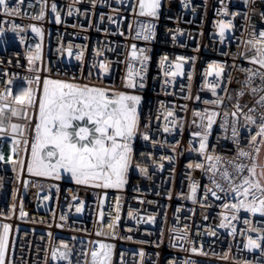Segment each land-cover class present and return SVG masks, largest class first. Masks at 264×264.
Instances as JSON below:
<instances>
[{
  "label": "built area",
  "instance_id": "2783aa9c",
  "mask_svg": "<svg viewBox=\"0 0 264 264\" xmlns=\"http://www.w3.org/2000/svg\"><path fill=\"white\" fill-rule=\"evenodd\" d=\"M8 2L14 7L17 0ZM52 3L58 6L60 24L54 22L55 14L50 10ZM47 5L43 20L32 18L39 14V0H24L19 16H6L0 11V27L8 29L0 36V92L5 91L7 82L12 80V96H18L21 103L26 101L25 82L36 75L30 71L27 55L35 53L36 45L41 44L42 60L36 62V67L44 69L39 72L41 84L44 78L50 77L139 95L142 98L139 105L140 132L149 133L152 141L146 142L138 137L134 145L137 152L134 163L147 168V175L133 169L129 172L128 183L123 189L116 190L76 185L67 174L59 180L28 174L26 163L30 159V144L27 152L22 143L18 149L20 159L26 162L21 172L19 165L9 162L13 146L11 139L7 136L0 138V152L4 157L0 161V224L7 223L12 228L9 257L12 264H45L46 261L47 264H67V261L50 258L53 249L63 250L61 244L68 245L72 264H90L91 251L98 249L100 243L113 246L112 264H171L172 261L177 264L185 261L192 264H264V252L244 248L248 236L255 238L257 235L248 231L249 225L244 221H250L251 226L259 231L264 228V217L241 211L238 219L232 222L237 229L235 235L230 234V229L219 228L221 214L231 215L222 207L224 203L234 202L231 195L226 197L225 193L218 192L221 199L212 197L206 192V189L214 188L210 174L187 167L189 163L207 164L203 156L191 151L199 147L198 140H194L191 134L204 131L193 124V120L199 123L192 114L194 111L208 109L220 113L208 130V155H219L226 164L236 158L239 148L250 151L249 134L254 133L255 128H246L243 117L237 123L239 148L231 133V115L227 130L221 125L225 119L223 113L230 114L237 101L245 112L254 107L259 115L260 106L256 103L259 97L247 89L243 96L238 93L246 79L241 69L257 67L248 62L247 57L255 52L246 46V42L264 30L261 15L264 0L248 4L245 0H188L187 7L185 0H162L158 19L136 15L137 0H95V4L93 0H47ZM69 6L73 10L71 16L68 15ZM225 8L229 13L239 15L225 16ZM222 19L232 20L234 24V28L226 32L223 42L217 27V22ZM148 22L153 25L154 36L149 40L142 36L138 38L139 25ZM13 23L23 30L12 32ZM31 26L40 27L42 36L31 32ZM69 45L73 52L71 57L67 54ZM133 45L138 56L149 57L143 68L138 61L131 59ZM76 54H82V59L78 61ZM179 56L187 61L184 75L166 78L165 69ZM164 57L168 59L162 68ZM101 63L107 64V72L99 68ZM214 63L225 65V83L217 89L224 103L218 107L205 103L215 99L207 87L215 77L206 75L209 65ZM130 66L144 74V88L125 87ZM260 84L257 79L255 85L259 87ZM31 86L37 89L36 84ZM167 111L174 112L182 127L169 125L171 131H163L168 123L163 118ZM37 115L38 110L31 108L28 109V119L11 117L9 113L4 124L5 127L11 123L28 126L24 135L31 140ZM29 120L32 121L30 126ZM177 142L178 147L173 152L172 146ZM168 156L173 157L171 163L161 159ZM161 164L163 169L159 167ZM228 170L233 172L231 166ZM216 179L228 189V184L219 175ZM193 181L199 185L195 203L185 198L190 195ZM44 196L49 199L44 200ZM73 196L84 203L81 213L75 212L73 205L78 206V201H73ZM105 196V216L101 223L98 213L101 198ZM117 197L121 219L114 228L108 227L110 223L115 224ZM21 208L26 214L23 218ZM129 210L140 217L154 216L155 222L138 223L129 218ZM61 215L66 219L61 220ZM185 225L194 246H202L205 254H193L172 246V229H183ZM209 231H215L216 235H209ZM141 251L145 253L143 258L138 255Z\"/></svg>",
  "mask_w": 264,
  "mask_h": 264
},
{
  "label": "snow or ice",
  "instance_id": "6c2138e0",
  "mask_svg": "<svg viewBox=\"0 0 264 264\" xmlns=\"http://www.w3.org/2000/svg\"><path fill=\"white\" fill-rule=\"evenodd\" d=\"M249 2L255 3V0H245V4ZM23 3L24 0H17L13 7L9 4L8 0H0V11L6 16H19L20 7ZM39 3V14L32 17L35 20H43L46 8L48 7L47 0H39ZM93 4H95V0H93ZM187 6L188 0H185V7ZM161 7L162 0H137L136 9L138 11H136V15L158 19ZM50 10L55 14L54 22L56 24L62 23L56 3L51 4ZM223 14L233 17L239 15V13H229L226 8ZM68 15H73L71 6H69ZM261 15L264 17V13ZM217 27L221 42H223L226 32L231 31L234 28V24L232 20L226 21L222 19L217 22ZM7 30L0 27V36ZM10 30L16 33L23 29L13 23ZM30 30L38 36H42L43 34L42 29L38 26H31ZM254 35L256 38L249 39L246 42V46L253 50L255 55L247 57V59L250 64L257 67L241 69L246 74V79L238 96L245 95V89L253 96H258L259 99L256 103L260 106L259 115H257V109L254 107L249 108L245 112L237 101L233 105L234 110L230 114L228 112L223 113L225 119L221 125V127L227 130L229 127L228 117L231 115L233 118L231 133L239 148L237 123L243 117L246 128H255V132H250L249 134L250 151L239 148L236 158L227 161L226 164L222 163L223 157L208 155V130L212 128L220 113L214 110L209 111L208 109L192 113L194 117L199 119L198 124L196 120H193V124L204 131H196L191 134L192 138L199 142V147L193 148L191 151H195L203 156V161H207V164L204 162L189 163L187 167L189 169H199L210 174L209 179L214 188H208L206 192L210 193L212 197L217 200L221 199L218 192L225 193L226 197L231 195L234 202L222 205L226 211L231 212V215L221 214L222 220L218 227L230 229V234L232 235H235L237 231L232 222L238 219V214L241 211L252 216L259 215L264 217V163L258 160L261 147H264V30ZM141 36L144 40H149L154 36L153 25L150 22L139 25L137 37ZM60 51H63V49ZM67 54L70 57L73 55L71 45L67 49ZM75 58L78 61L81 60L82 54H76ZM131 59L138 61L140 67L143 68L146 66V61L149 60V57L142 54L138 56L137 49L133 45ZM167 59V57H164L161 60L162 68L165 67ZM27 60L30 71H34L36 75L25 82L26 101L21 103L18 100V96H12V80L7 82L5 91L0 92V138L7 136L11 139L13 146L10 150V163L19 165L21 172L24 170L26 162L20 159V151L18 150L22 143L26 152L30 144V159L26 163V171L28 174L37 177H51L59 180L63 174H67L70 181L76 185L120 190L128 183V176L131 170L138 169L141 174L147 175V168L134 163L137 157L134 147L136 139L140 137L146 142L152 141L149 133L140 132L141 115L139 105L142 98L139 95L81 85L72 81L52 79L50 77L44 78L41 84L39 72L44 69L43 67H36V62L42 60L41 44L36 45L35 53L29 52ZM186 62L185 57H177L175 63L167 66L164 76L173 79L183 76L184 63ZM99 68L104 72L108 71V66L105 63H101ZM224 72L225 65L223 64L214 63L209 65V71L206 75L214 76L215 81L208 84L207 87L215 99L205 101V103H211L217 107L224 103V98L217 94V89L221 88V85L225 83L223 80ZM188 78L190 80L191 76ZM257 79L261 82L259 87L255 85ZM32 84H36L37 89H33ZM125 87L132 89L137 87L144 88V74L135 69L134 66H130L126 76ZM222 90L226 91V89ZM196 99L199 100V96ZM17 104H19V107L16 106ZM30 108L38 110L34 129H32L31 140L24 135L28 126L11 123L8 127H5L4 124V121L9 119V113L11 117L28 119V109ZM163 118L168 122L163 129L165 132L171 131L169 125H174L176 128L182 127V122L174 117L173 111L164 113ZM31 124L32 121L29 120L28 125L30 126ZM145 126L147 127L148 125ZM9 129L11 130L10 134ZM178 143L172 146L173 152L176 151ZM3 159V153L0 152V161H3ZM161 159H167L170 163L173 161L172 156L161 157ZM245 160L248 163H244ZM228 166H231L233 172H229ZM159 167L163 169V164ZM233 173L235 174V179L233 178ZM217 175L228 184L227 190L223 184L217 181ZM25 187H27V182H25ZM198 187V183L193 181L190 185V195L185 198L191 199L195 203ZM105 198L106 196L101 198V210L98 213L101 223L105 216L103 211ZM43 199L48 200L49 197L44 196ZM72 200L78 201V197L73 196ZM73 206L76 213H81L84 209L82 201H78V206ZM12 210H15V205L12 206ZM114 211L115 224L110 223L108 227L114 228L119 224L121 219V205L118 197L116 198ZM25 215L21 208V218ZM127 215L129 218L136 219L138 223L155 222L154 216L140 217L131 210H129ZM60 219L65 220L66 217L61 215ZM244 222L246 225H249V232L257 233L255 238L252 235L248 236L244 248L248 251L261 250L264 252V228L258 231L256 227L251 226L250 221L245 220ZM11 232V225L7 223L0 224V264H12V261L9 259L11 255ZM97 234L99 235V233ZM209 235L215 236L216 232L209 231ZM172 239L173 247L179 246L181 250L190 251L193 254H205L202 246L199 248L194 246V242L191 241L189 236L187 225L183 229H172ZM184 245L192 246L184 247ZM60 248L63 250H52L51 260L67 261V264H72L69 258L70 250H68V245L61 244ZM112 254V245L100 243L98 249L91 251L90 264H112ZM138 255L143 258L145 253L141 251ZM45 264H47V261ZM171 264H177V262L172 261ZM184 264H192V262L185 261Z\"/></svg>",
  "mask_w": 264,
  "mask_h": 264
},
{
  "label": "rangeland",
  "instance_id": "374dc122",
  "mask_svg": "<svg viewBox=\"0 0 264 264\" xmlns=\"http://www.w3.org/2000/svg\"><path fill=\"white\" fill-rule=\"evenodd\" d=\"M259 162L264 163V147H261V151L258 157Z\"/></svg>",
  "mask_w": 264,
  "mask_h": 264
}]
</instances>
